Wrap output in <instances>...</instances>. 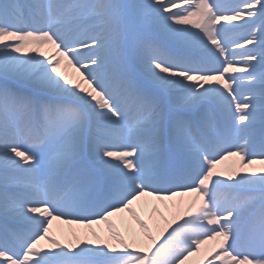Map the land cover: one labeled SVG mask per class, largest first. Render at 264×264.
Instances as JSON below:
<instances>
[{"label":"snow or ice","instance_id":"1","mask_svg":"<svg viewBox=\"0 0 264 264\" xmlns=\"http://www.w3.org/2000/svg\"><path fill=\"white\" fill-rule=\"evenodd\" d=\"M257 164L264 0H0V264H264ZM184 196L160 242L134 204Z\"/></svg>","mask_w":264,"mask_h":264},{"label":"bare ground","instance_id":"2","mask_svg":"<svg viewBox=\"0 0 264 264\" xmlns=\"http://www.w3.org/2000/svg\"><path fill=\"white\" fill-rule=\"evenodd\" d=\"M246 47H251V45H246ZM40 50L45 53H50L52 51L51 47L47 45ZM27 54L32 53L28 52ZM60 70L65 75H67L70 80H73L74 83L78 81L80 77V72H78L76 68L69 66L66 61L61 63ZM81 71H83V69H81ZM234 161V158H230L228 161H224L222 164H219V171H230L232 166L234 165ZM254 167L259 169L264 166L257 164L254 165ZM180 199H183L184 202L182 207L186 208L192 197H177L175 198V201L164 202L156 201L151 197H144L140 201L136 202L134 204V207L141 215V217L149 222L150 226L153 228L154 234L157 235L158 239H163V237H160L159 232L156 230V223L159 222L161 225H163V220L161 219L162 216L167 217L168 219H172L173 214L181 210V207L179 206L181 201ZM174 204L177 205V207H174ZM112 219L116 223L117 228L131 243L132 234L139 233L140 231L139 226L136 224L135 220L127 212L121 214L120 216L115 215L112 217ZM93 231L96 232L100 237L107 236V230L104 224L92 225L91 228H84L80 225L68 224L60 221H53L52 231L50 235H54L57 239H60L61 243H75L76 236H80L81 238L94 239L92 235ZM45 241H41V246H43L45 250H47L50 248V245ZM216 243L217 242L215 241H209L207 244H205V246L202 245L203 247L201 246V252L190 257L186 264H204L205 256L213 251Z\"/></svg>","mask_w":264,"mask_h":264},{"label":"rangeland","instance_id":"3","mask_svg":"<svg viewBox=\"0 0 264 264\" xmlns=\"http://www.w3.org/2000/svg\"><path fill=\"white\" fill-rule=\"evenodd\" d=\"M258 7V6H257ZM105 227H106V225H105ZM106 229H107V227H106Z\"/></svg>","mask_w":264,"mask_h":264}]
</instances>
